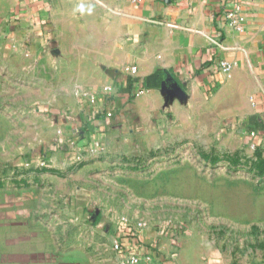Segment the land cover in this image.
<instances>
[{"label": "rangeland", "instance_id": "obj_1", "mask_svg": "<svg viewBox=\"0 0 264 264\" xmlns=\"http://www.w3.org/2000/svg\"><path fill=\"white\" fill-rule=\"evenodd\" d=\"M7 30L0 27V218L25 223L32 264H122L115 243L127 226L139 238L169 235L208 261L215 250L264 249V158L246 150L249 134L226 122L229 113L208 106L189 122L163 113L153 131L78 145L46 107L56 82ZM140 244L148 255L153 247Z\"/></svg>", "mask_w": 264, "mask_h": 264}, {"label": "crops", "instance_id": "obj_2", "mask_svg": "<svg viewBox=\"0 0 264 264\" xmlns=\"http://www.w3.org/2000/svg\"><path fill=\"white\" fill-rule=\"evenodd\" d=\"M4 25L14 45L56 82L45 104L60 113L53 123L66 139L97 148L130 132L153 131L163 113L189 122L213 106L247 130L246 150H260L264 158V0H0ZM222 60L231 64L229 72L220 69ZM158 70L164 72L160 87L141 90ZM18 221L0 218V264H32L31 233ZM157 234H140L153 247V261L145 264H264L262 248L230 256L215 250L208 261L204 251L179 250L169 235Z\"/></svg>", "mask_w": 264, "mask_h": 264}, {"label": "built area", "instance_id": "obj_3", "mask_svg": "<svg viewBox=\"0 0 264 264\" xmlns=\"http://www.w3.org/2000/svg\"><path fill=\"white\" fill-rule=\"evenodd\" d=\"M227 16L231 19H233L236 14L234 11H230L228 12ZM155 23H159L162 24L164 23L161 20H152ZM233 24H235V27L239 30L242 31L244 29L243 25L240 23H236L233 22ZM171 26H175L174 24H169ZM220 69L223 72H229L232 68L231 64L227 61L222 60L220 63ZM136 68H132L131 72L132 73H136ZM112 88H109V90H111ZM141 92V90L139 92H137L135 95L139 94ZM80 95H82V97H85L87 99H89L91 102H95L96 98L90 94H88L87 92H80ZM109 117L112 116L111 113L107 114ZM253 134H255V132H253ZM60 142H64L63 137L61 136ZM121 231L123 232L122 237L125 236L128 238V243H124V241L122 240V242H116L115 243V249L122 261V264H141L143 260H145L146 262H151L153 261V256L151 253H147L148 255L144 256L142 254V246L140 244L139 241V237H138V229L135 226H127V227H123L121 228Z\"/></svg>", "mask_w": 264, "mask_h": 264}, {"label": "trees", "instance_id": "obj_4", "mask_svg": "<svg viewBox=\"0 0 264 264\" xmlns=\"http://www.w3.org/2000/svg\"><path fill=\"white\" fill-rule=\"evenodd\" d=\"M163 79H164V72L162 70H158L156 73H154L153 75L145 79V81L143 82V85L141 86V90L145 88L151 89L155 87H160ZM134 83L135 81L133 80H130L128 82V87L130 91H132L135 88ZM133 96H135V93L133 94Z\"/></svg>", "mask_w": 264, "mask_h": 264}]
</instances>
